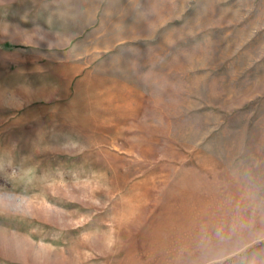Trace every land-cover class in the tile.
Wrapping results in <instances>:
<instances>
[{
    "label": "rangeland",
    "instance_id": "obj_1",
    "mask_svg": "<svg viewBox=\"0 0 264 264\" xmlns=\"http://www.w3.org/2000/svg\"><path fill=\"white\" fill-rule=\"evenodd\" d=\"M0 264H264V0H0Z\"/></svg>",
    "mask_w": 264,
    "mask_h": 264
},
{
    "label": "crops",
    "instance_id": "obj_2",
    "mask_svg": "<svg viewBox=\"0 0 264 264\" xmlns=\"http://www.w3.org/2000/svg\"><path fill=\"white\" fill-rule=\"evenodd\" d=\"M92 14L93 13H88L87 11L83 10L80 14H78L79 16L77 19L68 18L67 21L62 24V26H67L66 33L70 35H76L80 32H85L88 27H93V25H96L95 14ZM69 48L71 49V47ZM70 49H68L69 51L65 50L69 57L74 56L72 50Z\"/></svg>",
    "mask_w": 264,
    "mask_h": 264
}]
</instances>
